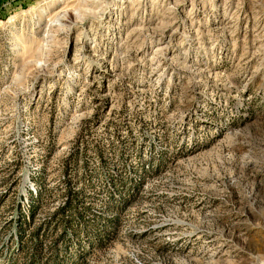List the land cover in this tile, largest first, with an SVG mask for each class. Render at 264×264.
<instances>
[{
    "label": "rangeland",
    "instance_id": "rangeland-1",
    "mask_svg": "<svg viewBox=\"0 0 264 264\" xmlns=\"http://www.w3.org/2000/svg\"><path fill=\"white\" fill-rule=\"evenodd\" d=\"M256 241L264 0H0V264H264Z\"/></svg>",
    "mask_w": 264,
    "mask_h": 264
},
{
    "label": "trees",
    "instance_id": "trees-1",
    "mask_svg": "<svg viewBox=\"0 0 264 264\" xmlns=\"http://www.w3.org/2000/svg\"><path fill=\"white\" fill-rule=\"evenodd\" d=\"M69 194L71 195V197L68 198L66 200V202L64 203V205L58 210V212L56 214H54V216H52L50 218V221H55L56 218H58V216L61 215V214L64 215L65 213H69L71 216H73L74 214H76V212H77L76 211V208H77V206H76L77 195L75 196L74 193H72L71 190H69ZM38 197H39V195L36 196V198H38ZM32 212H33V208H32V206L29 205V213L30 214L28 215V220H30V217L32 218ZM23 223H26V220H23ZM69 223H70V219H68V220H66L64 222H59V225H61L62 228H65V227H69L70 226ZM22 225H23L22 223L20 225H18L19 232H21L22 229H23L22 228ZM40 228L41 227H38V228H36V230H34L35 231V234L36 233L38 234V230ZM21 236H22V234L19 233V235H18L19 239H21ZM69 250H70V247H68V245H66L65 243H63L62 250H61L62 251V255H63L62 257H64L65 255H68ZM41 252H42V249L40 248L39 244L38 243H33V254H32V257H31L32 259L30 261L35 262V263L37 261H39L37 259V257L40 258ZM53 253H55V251ZM59 253L61 254L60 251H56V253H55V256H54V262H55V264H61L62 263V261H61V258L62 257L60 258Z\"/></svg>",
    "mask_w": 264,
    "mask_h": 264
},
{
    "label": "bare ground",
    "instance_id": "bare-ground-1",
    "mask_svg": "<svg viewBox=\"0 0 264 264\" xmlns=\"http://www.w3.org/2000/svg\"><path fill=\"white\" fill-rule=\"evenodd\" d=\"M257 242V241H256ZM257 243H259L260 245H256L257 247H259L258 249H261L262 247H264V245L261 243V242H257ZM255 246V247H256Z\"/></svg>",
    "mask_w": 264,
    "mask_h": 264
}]
</instances>
